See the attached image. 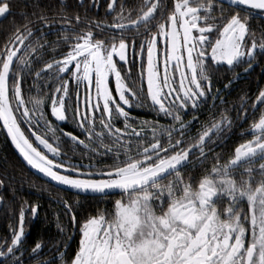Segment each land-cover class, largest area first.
<instances>
[{
    "label": "snow or ice",
    "instance_id": "6c2138e0",
    "mask_svg": "<svg viewBox=\"0 0 264 264\" xmlns=\"http://www.w3.org/2000/svg\"><path fill=\"white\" fill-rule=\"evenodd\" d=\"M79 5L83 16L72 18L65 0L52 16L45 9L33 12L35 19L22 13L24 22H13L0 46V128L19 156L77 194L119 197L110 210L82 221L65 200L74 234L79 233L78 248L68 259L67 243L57 242L56 258L45 264H264V89L250 106L241 97L238 107L224 108L206 122L195 115L209 99V111L217 100L226 103L219 89L213 94L214 72L247 65V73L264 57V0H141L131 7L129 0H107L103 20L89 18L99 0H79ZM8 14L10 3L0 0V18ZM35 24L42 27L34 30ZM57 24L62 39L52 51L61 45L67 50L59 59L43 60V29ZM137 59L141 87L134 90L122 70ZM33 75L34 86L43 80L45 89L37 86V96L25 99L22 85ZM142 108L170 123L131 114ZM189 110L192 121L184 119ZM49 111L58 122L76 124L84 139L72 132L62 136L106 158L102 166L66 158L58 129L46 119ZM230 111L237 112L235 120H252L251 139L225 158L215 147L233 128ZM193 121L199 125L194 136ZM6 188L11 185L0 179V205L7 203ZM29 212L35 218L39 205L24 200L18 226L9 225L10 243H0V264H26ZM42 247L37 241L32 256Z\"/></svg>",
    "mask_w": 264,
    "mask_h": 264
},
{
    "label": "flooded vegetation",
    "instance_id": "af4514ba",
    "mask_svg": "<svg viewBox=\"0 0 264 264\" xmlns=\"http://www.w3.org/2000/svg\"><path fill=\"white\" fill-rule=\"evenodd\" d=\"M8 2L10 3V14H8L3 18H0V27L5 28V33L7 36L10 34V32L13 29V22H15L16 24H22L24 22L25 18L22 15V13H27L29 19H35V17L32 16L33 12H39L40 9H45L47 15L52 16L54 14V10L58 11L60 7V0H8ZM89 2L90 0H85L86 4H88ZM99 3L100 6L98 8H91L89 10V18L96 17L101 20L105 18V12L107 10L106 8L107 0H99ZM139 3H141V0H129L130 7L133 5L138 6ZM65 4L67 5L66 10L69 18H72L77 13L83 16L84 10L80 7L79 0H65ZM36 5H38L39 7H36ZM253 16H256L257 19H259L258 12H253ZM108 19L110 22L111 17H109ZM73 23H75L74 20ZM252 25L253 28H257V20H253ZM32 27L34 28V30H38L40 27H42V25L35 24ZM58 28H59V24L55 25L51 29L49 28L43 29L46 35H45V39L41 40V43H45V41L47 42V48L42 57L43 60L50 61L54 57L56 59H59L61 58L63 52L67 50L66 45H61L60 46V48H62L61 52L59 47L56 49L55 53H53L52 51V46L55 44V42L62 39V35L58 31ZM77 31H79V28H77ZM257 31L259 32L258 28ZM39 35H40L39 31H37V36ZM40 54L41 53L38 51L37 55ZM245 67H247V65H242L235 67L233 69H229L226 65H224L220 67L219 71L213 73V86H214L213 94H215V89H219L220 95L226 101V103L221 105L220 101L217 100L216 107L212 109V111H209V109L212 108V103H213L212 100L209 99L207 104L203 105L201 109L197 113H195V115L198 117V121L206 122L209 116L218 114L224 108L232 109L234 106L238 107L241 103V97L245 98V100L247 101V106H250L255 102L259 90L264 89V57H259L258 62L247 73L244 72ZM140 74H141V69H140L139 59H137V61L134 64L129 63L128 65H125L122 70V75H125L127 77L126 83L129 84L134 90L139 89L141 87ZM35 80L36 78L34 75L30 76L25 82L24 86L22 85L25 99H28L30 95L33 97L37 96V86L41 89V91L45 89V84L43 80L36 81V86H34ZM230 80L232 81L231 86L225 89L224 85L228 83ZM143 87L146 89V82L143 84ZM80 92L82 96L83 88L80 89ZM75 98H76V93L75 91H73L72 101H71L73 106H75ZM259 107L260 105L257 104V108ZM249 111H251L250 107H249ZM131 114L137 117L139 120H149V121L158 120L161 125H167L170 123V121L165 119L163 116H157L155 112H152L145 108L132 109ZM228 114L234 119L233 128L231 129V131L225 134L224 140L220 142V146L215 147V152L222 153L225 158H227L231 153H233L234 148L238 146L240 143H244L246 140L251 139V135L248 133L247 130L249 129L252 120L251 119L235 120V117L237 116L236 111H230ZM258 117H259V113L257 112L255 114V118L258 119ZM46 119L50 120L52 122L53 127L58 129L56 135L61 137L62 152L67 153L66 158H70L71 163L76 165H81V164L88 165L90 163H93V164H97V166H102L101 161L106 158L95 156L92 153H86V150L83 148V146H78L74 144L68 137L62 136V132H72L73 134L80 136L81 139H84V137L80 134V129L71 119H69L67 122H58L55 120L54 117L50 115V111L49 114L46 116ZM184 119L186 121L193 120V113L191 112V110H189V112L185 114ZM193 124L194 127L192 128V135L194 136L198 130L199 125L197 121H193ZM116 126L122 127V124L120 122H117ZM97 130L98 131L100 130L99 124H97ZM49 135H51V133ZM64 145L66 146L67 149L63 147ZM90 156L92 157L91 159L89 158ZM110 162L111 161H108V163ZM211 162L212 161L210 158L209 163L207 165L208 167L211 166ZM198 171L200 170L198 169ZM25 184H27V182L23 183L24 186ZM22 190H23L22 192H26V187H23ZM10 193L11 196H8L7 199L5 198L7 203L0 205V243H4L5 239H7L8 242L10 243V238H11V230L9 228L10 224L14 226H18L19 214L16 218L17 212L15 213V210H17L20 206H17L18 205L17 195H15L16 199L14 201L13 194L11 191ZM117 198L119 197L113 196L106 200H102L99 198L96 199L104 204L102 210L105 209L110 210L113 206L114 200ZM31 199H32L31 196L24 198V200H27L29 204H30L29 200ZM59 201L61 200H56L55 202L59 203ZM29 213H26L25 216V232H26L25 248L27 249V251L25 252L24 260L26 264H45L46 261L54 260L56 258V248L53 247V244L61 241L66 242L68 245L66 251V257L70 259L71 257L74 256L75 251L78 248V242H79L78 231H76L74 234V228L69 227V229L64 230V232L61 233L57 227L54 228V231H51L53 233H51L50 230L44 229L47 233L46 238H44L45 231L42 233L40 237H36L35 233L40 225V210L35 218H33L31 215L30 218ZM70 225H72L71 221H70ZM69 237H71V239H69ZM37 241H42L43 247L40 250L38 256H32L31 247H33ZM60 249L62 251L64 250L63 243L60 244Z\"/></svg>",
    "mask_w": 264,
    "mask_h": 264
},
{
    "label": "trees",
    "instance_id": "16d2710c",
    "mask_svg": "<svg viewBox=\"0 0 264 264\" xmlns=\"http://www.w3.org/2000/svg\"><path fill=\"white\" fill-rule=\"evenodd\" d=\"M6 39L5 28L0 27V46L3 45ZM59 49L61 52L62 48L59 47ZM24 84L25 82H23V86ZM63 147L66 148L65 145ZM0 179H4L6 184L11 185V188L3 190L6 199L8 196H11V189H15L17 206H20L24 198L30 196L32 199L29 200V205H39L40 225L35 233L36 237H40L45 231L44 229L50 230V232L54 231V228H57L58 224L64 230L73 227V225H70V215L66 214L63 203L64 199L73 205V211L76 213L79 221H82L88 215H95L98 210H102L104 207V204L96 198L66 192L33 174L17 157L2 128H0ZM24 182H27L25 186L23 185ZM23 187H26V192H22ZM56 200L61 201L56 203ZM15 213L17 218L19 208L15 210ZM30 215L29 213V217L31 218ZM46 237L47 233L45 231L44 238Z\"/></svg>",
    "mask_w": 264,
    "mask_h": 264
},
{
    "label": "water",
    "instance_id": "95a60500",
    "mask_svg": "<svg viewBox=\"0 0 264 264\" xmlns=\"http://www.w3.org/2000/svg\"><path fill=\"white\" fill-rule=\"evenodd\" d=\"M4 132H5V134H6V131H5V130H4ZM8 140H9V142H10V144H11L10 138H8ZM11 146H12V148L14 149L16 155H17V156L19 157V159L21 160V162H22V163L26 166V168H27L28 170H30L33 174H35L36 176H38V177L41 178L42 180H44V181H46V182H48V183H50V184H52V185H54V186H56V187L62 189V190H65V191H68V192H71V193L77 194L75 190L69 189L67 186L57 185V184H55V182H52L49 178L44 177L43 174L39 173L37 170L32 169L29 165L26 164L25 161H23L22 157L19 156L18 152H17V151L15 150V148H14V145L11 144ZM77 195L85 196L84 194H77Z\"/></svg>",
    "mask_w": 264,
    "mask_h": 264
}]
</instances>
